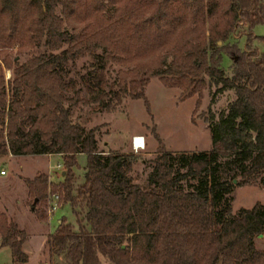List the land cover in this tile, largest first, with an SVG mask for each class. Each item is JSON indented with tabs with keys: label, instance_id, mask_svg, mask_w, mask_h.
I'll list each match as a JSON object with an SVG mask.
<instances>
[{
	"label": "trees",
	"instance_id": "trees-1",
	"mask_svg": "<svg viewBox=\"0 0 264 264\" xmlns=\"http://www.w3.org/2000/svg\"><path fill=\"white\" fill-rule=\"evenodd\" d=\"M139 1L0 0V157L59 153L61 181L45 172L27 181L33 200H45L50 187L76 214L77 225L63 216L47 235L52 256L38 264H101V256L109 264H264L254 242L264 232V204L233 212L227 195L264 179V50L253 44L263 39L253 29L264 23V0ZM233 31L247 35L246 48L227 41ZM41 45L24 61L11 54ZM223 51L233 57L230 75ZM151 75L183 95L200 96L213 82L235 96L211 119L209 152L180 155L181 171L160 143L143 186L129 174L130 157L99 153L96 128L73 121L71 107L108 109L126 94L149 107ZM81 153L86 169L76 184ZM219 164L233 178L220 179ZM187 177L196 180L184 184ZM26 237L0 211V246L10 248L13 264L28 262Z\"/></svg>",
	"mask_w": 264,
	"mask_h": 264
},
{
	"label": "rangeland",
	"instance_id": "rangeland-1",
	"mask_svg": "<svg viewBox=\"0 0 264 264\" xmlns=\"http://www.w3.org/2000/svg\"><path fill=\"white\" fill-rule=\"evenodd\" d=\"M139 4V0H135ZM254 33L263 39L254 37L253 44L264 50V23L254 27ZM236 43L240 48H246L247 35L233 31L228 40ZM221 43V42H219ZM43 46H36L29 51H20L14 48L12 56L20 61L34 53H38ZM85 57L76 60V69H82ZM233 57L227 52H222L221 67L225 74H231ZM117 66L110 65L107 79L112 81L115 77ZM11 70L5 68V76L9 77ZM208 80V76H205ZM221 84L211 82L203 89L199 96L197 92L192 95H183L181 86L164 84L158 75H151L145 86V95L149 107L143 98H132L128 94L122 102L114 104L108 109H99L96 103H79L71 107L72 119L82 123L87 129L96 128L99 153L110 154L120 152L131 158L133 165L129 174L133 180L145 185L147 177L154 164L160 143L166 151L173 153V162L177 169L185 171L178 157L198 151L211 149V119L217 117L219 112L226 108L235 96L233 89H221ZM199 97V104L196 105ZM141 134L145 139V147L135 151L132 147L131 137ZM86 154L77 155L75 166L76 184L83 182ZM57 163L61 166L57 167ZM218 166V165H217ZM64 168L62 158L58 154L41 155H13L11 153L0 157V169H5V174H0V211H4L9 218L17 222L27 233L24 249L29 254L27 264H38L40 261H49L51 251L46 243L49 231H54L59 219L65 217L77 225L76 214L72 211L69 202L60 196V206L55 211L48 209V194L52 191L49 187L46 199H34V191L27 179L33 178L38 173L48 170V177L53 182L62 180L61 171ZM36 172V173H35ZM35 173V174H34ZM216 173L220 179L233 178V170L225 164H219ZM34 174V175H33ZM33 175V176H32ZM241 179L240 174L234 178L237 184ZM194 177L183 180L195 182ZM59 193V192H58ZM230 197L232 211L240 207H251L259 201L264 204V179L251 178L248 183L235 185L233 191L227 194ZM81 216L85 213L82 205L77 206ZM257 248H264V232L254 237ZM0 264H13L11 250L8 246H0Z\"/></svg>",
	"mask_w": 264,
	"mask_h": 264
},
{
	"label": "built area",
	"instance_id": "built-area-1",
	"mask_svg": "<svg viewBox=\"0 0 264 264\" xmlns=\"http://www.w3.org/2000/svg\"><path fill=\"white\" fill-rule=\"evenodd\" d=\"M132 147L135 151L145 147V139L141 134H134L131 137ZM57 167L61 164L57 163ZM5 169H0V174H4ZM60 206V194L58 192L49 191L48 194V209L49 211H55Z\"/></svg>",
	"mask_w": 264,
	"mask_h": 264
},
{
	"label": "crops",
	"instance_id": "crops-1",
	"mask_svg": "<svg viewBox=\"0 0 264 264\" xmlns=\"http://www.w3.org/2000/svg\"><path fill=\"white\" fill-rule=\"evenodd\" d=\"M52 154H58V155H60L59 153H50V154H48V153H46V154H41V155H52ZM44 172H47L48 174H49V172H48V170H43ZM62 172H63V170L61 171V174H62ZM36 173V172H35ZM34 173V174H35ZM5 174V173H4ZM33 174V175H34ZM32 175V176H33ZM63 175V174H62ZM50 180H51V176H50ZM59 221H60V219H59ZM51 232H53V231H49V233H51ZM101 264H109V262L104 258V257H102L101 256Z\"/></svg>",
	"mask_w": 264,
	"mask_h": 264
},
{
	"label": "water",
	"instance_id": "water-1",
	"mask_svg": "<svg viewBox=\"0 0 264 264\" xmlns=\"http://www.w3.org/2000/svg\"><path fill=\"white\" fill-rule=\"evenodd\" d=\"M62 174H64V171L62 172ZM36 200V199H35Z\"/></svg>",
	"mask_w": 264,
	"mask_h": 264
}]
</instances>
